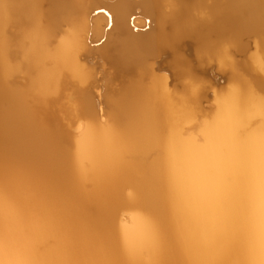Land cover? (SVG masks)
<instances>
[{
    "label": "bare ground",
    "instance_id": "bare-ground-1",
    "mask_svg": "<svg viewBox=\"0 0 264 264\" xmlns=\"http://www.w3.org/2000/svg\"><path fill=\"white\" fill-rule=\"evenodd\" d=\"M253 32L264 0H0V264H264Z\"/></svg>",
    "mask_w": 264,
    "mask_h": 264
},
{
    "label": "rangeland",
    "instance_id": "rangeland-1",
    "mask_svg": "<svg viewBox=\"0 0 264 264\" xmlns=\"http://www.w3.org/2000/svg\"><path fill=\"white\" fill-rule=\"evenodd\" d=\"M135 18L136 17L133 16L131 18V22H132V20H135ZM147 23H148V21H147ZM131 26L133 27L132 23H131ZM146 28L147 27L143 28V30H145ZM256 33L257 32H253L252 33L253 35L251 34L249 41L246 37H244L240 40L241 47H240L239 55L237 57V71L239 74V76H238L239 81H241L242 83H243V81H244V83H247V82H248V84L250 83V87H253L251 89L252 90L254 89L253 91L258 93L257 95L260 96L259 98L262 97V99L264 100V98H263L264 97V91H263L264 90V85H263L264 84V74H263V72L259 71L260 69H259V67H257V65L255 66V64L258 62L264 63V52H263L264 51V48H263L264 47V39L261 38V36H263L262 33L261 34L259 33L260 37L258 36V33L257 34ZM98 44H100V43L93 44V46H96ZM255 60H256V62L254 63ZM253 66H255V67H253ZM256 67L259 70H257ZM256 79H258L257 80L258 84L256 82ZM218 80L223 86L227 85V79L219 77ZM257 85H259V86H257ZM204 112H205L204 113L205 116L199 117L200 120L208 119L210 117V114L213 113L212 109H205ZM82 128L83 127H79L77 125H72V124H60L58 129L62 133L67 134V138L64 140V143L62 144L64 146V148L66 147L65 149L70 150V151L74 150V144H73L74 140H75L74 138H76L79 135L78 132H80ZM88 187H89V184H88ZM130 192L131 191H128V192H126V194H130ZM130 212L131 211L129 209L120 210L118 215H117V220H119L118 223L121 222L120 219L123 218V215H124V217H126L125 215H129L128 213H130Z\"/></svg>",
    "mask_w": 264,
    "mask_h": 264
}]
</instances>
